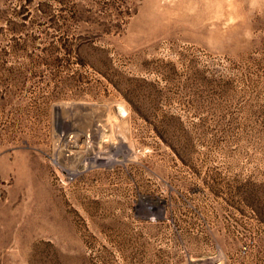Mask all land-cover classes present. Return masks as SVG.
<instances>
[{"label": "rangeland", "instance_id": "obj_1", "mask_svg": "<svg viewBox=\"0 0 264 264\" xmlns=\"http://www.w3.org/2000/svg\"><path fill=\"white\" fill-rule=\"evenodd\" d=\"M0 264H264V0H0Z\"/></svg>", "mask_w": 264, "mask_h": 264}]
</instances>
